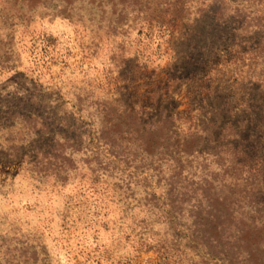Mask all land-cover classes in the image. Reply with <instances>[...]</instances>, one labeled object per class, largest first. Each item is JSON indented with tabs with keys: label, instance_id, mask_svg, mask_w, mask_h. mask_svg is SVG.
<instances>
[{
	"label": "rangeland",
	"instance_id": "374dc122",
	"mask_svg": "<svg viewBox=\"0 0 264 264\" xmlns=\"http://www.w3.org/2000/svg\"><path fill=\"white\" fill-rule=\"evenodd\" d=\"M254 66L264 0H0V264H264V169L168 123Z\"/></svg>",
	"mask_w": 264,
	"mask_h": 264
},
{
	"label": "trees",
	"instance_id": "16d2710c",
	"mask_svg": "<svg viewBox=\"0 0 264 264\" xmlns=\"http://www.w3.org/2000/svg\"><path fill=\"white\" fill-rule=\"evenodd\" d=\"M262 71L264 68L254 66L245 75L235 72V79L240 87L233 90L226 99L209 103L203 97L199 107L193 108L194 113L187 118L182 119L181 115L170 116L169 133L178 154L175 166H178L183 152L189 156L188 160L194 159L199 164L203 161L205 172L212 174L214 168H218L219 162L225 159L221 156L223 150L229 155L231 160L227 164L233 169H236L237 164L249 166L250 171L260 172L264 169V154L258 149L264 146V92L259 86L255 87L258 91L256 95L250 85L252 79H257L255 82L260 85ZM263 85L264 83L260 86ZM210 208V216L219 227L218 218L222 215L214 206Z\"/></svg>",
	"mask_w": 264,
	"mask_h": 264
}]
</instances>
